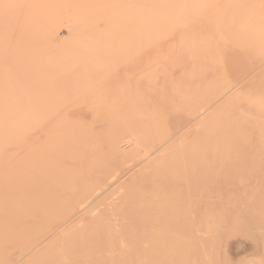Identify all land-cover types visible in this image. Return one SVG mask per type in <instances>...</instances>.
<instances>
[{
    "label": "rangeland",
    "instance_id": "obj_1",
    "mask_svg": "<svg viewBox=\"0 0 264 264\" xmlns=\"http://www.w3.org/2000/svg\"><path fill=\"white\" fill-rule=\"evenodd\" d=\"M0 264H264V0H0Z\"/></svg>",
    "mask_w": 264,
    "mask_h": 264
},
{
    "label": "bare ground",
    "instance_id": "obj_2",
    "mask_svg": "<svg viewBox=\"0 0 264 264\" xmlns=\"http://www.w3.org/2000/svg\"><path fill=\"white\" fill-rule=\"evenodd\" d=\"M159 141V140H158ZM162 151V150H161ZM161 151H159V152H161ZM36 178V177H35ZM110 182V181H109ZM105 186V185H104ZM97 191V190H96ZM95 191V192H96ZM48 193V191L47 190H44V188L43 189H38V192H37V196H38V194L39 195H43V194H47ZM80 206V205H79Z\"/></svg>",
    "mask_w": 264,
    "mask_h": 264
}]
</instances>
